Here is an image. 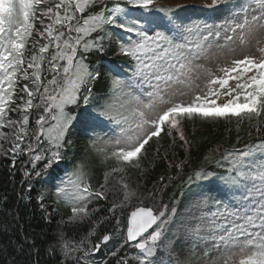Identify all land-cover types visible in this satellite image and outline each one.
Masks as SVG:
<instances>
[{
    "label": "snow or ice",
    "instance_id": "1",
    "mask_svg": "<svg viewBox=\"0 0 264 264\" xmlns=\"http://www.w3.org/2000/svg\"><path fill=\"white\" fill-rule=\"evenodd\" d=\"M225 3L0 0V156H11L13 166L27 157L29 194L23 198L31 200L33 178L74 147L77 125L92 134L90 155L56 185L55 203L70 206L48 248L57 264H108L94 255L112 240L118 242L107 256L114 264H190L157 256L171 257L178 245L182 254L186 244L193 255L203 249L205 264H264V42L256 39L264 33V0H235L222 23L180 14L219 11ZM235 40L241 45L255 40V53L232 58L215 72L201 63L213 48L235 51L229 47ZM113 45L114 55L125 58L126 71L110 69L115 74L103 103L93 104V87L103 73L87 62V54ZM81 104L92 110L80 111ZM196 121L223 123L229 132L234 127L237 140L247 126L250 142L224 151L215 161L222 172L195 173L197 180L219 181L220 187L215 196L201 193L191 205L198 215L185 222L175 204L163 203L162 188L144 192V185H131L127 176L144 169L150 142L156 153L164 136L189 146L185 124ZM106 125L111 127L105 130ZM92 157L103 166L95 186ZM36 200L51 221L45 193ZM94 201L106 202L109 215L94 219L100 211ZM105 221H114L112 233L93 242L96 226ZM85 222L93 227L79 239L64 230ZM129 244L135 253L121 254Z\"/></svg>",
    "mask_w": 264,
    "mask_h": 264
},
{
    "label": "trees",
    "instance_id": "2",
    "mask_svg": "<svg viewBox=\"0 0 264 264\" xmlns=\"http://www.w3.org/2000/svg\"><path fill=\"white\" fill-rule=\"evenodd\" d=\"M163 2V0H162ZM111 6V0H109ZM181 16H189L190 12L182 11ZM87 62L94 67H100L103 76L100 81L93 87V93L96 96L93 104L103 103L102 96L108 92L109 80L114 72L110 69H118L123 74L126 71V60L123 57L114 55V45L106 47L104 52L93 51L87 54ZM107 72V73H106ZM85 107L91 111L92 108L81 104L80 111ZM72 138H73V132ZM185 135L189 140V146H183V142L177 140L175 146L171 148V140L164 136L162 142L165 151L160 154L155 153V142H150L147 158L144 165L148 173V184L157 179L159 175L164 177L163 191L161 198L163 203L170 207L175 204L178 213H185L192 203L200 199V194L209 196L210 187L219 188V181L197 180L195 173L202 168L211 169L213 172H222L223 168L216 167L215 161L220 159L226 149L240 148L250 142L247 135V126L239 133L235 128L229 132L223 123L212 124L196 121L185 125ZM74 150L72 151V149ZM218 149V150H217ZM165 153L167 154L165 158ZM90 155L87 149L81 152L78 144L67 150L65 159L54 163L39 178H33L30 195L31 200L23 198L29 194L28 177L24 174V169L30 170V165L24 163L27 157L17 158L15 166L12 164L11 156H0V264H57V257L50 255L48 252L49 245L53 242V236L57 231L58 221L67 218L70 213L63 204L57 205L53 198L45 199L47 210L51 213V221L45 218L44 211L40 208L36 200L38 193L42 192L45 184L59 183L66 171H71L76 161L82 157ZM173 158L178 161L174 162ZM181 161H186L180 167H176ZM211 161V162H209ZM92 163L95 168L93 185L95 186L101 179L103 166L96 162L92 157ZM169 163L172 167H169ZM221 163H225L221 161ZM137 175L139 170H130ZM192 176L193 180L188 181ZM99 206L100 211L94 219H100L109 215L106 209L109 205L104 201H94ZM58 207V211H55ZM113 224L107 221L96 226L92 236L93 242H99L104 234H111ZM93 225L91 222H85L83 225L65 227L69 236L75 232L76 238L79 239L85 235ZM34 245V247H33ZM95 258L103 261L108 260V264H114V258L106 254L96 252ZM122 254V253H121Z\"/></svg>",
    "mask_w": 264,
    "mask_h": 264
},
{
    "label": "rangeland",
    "instance_id": "3",
    "mask_svg": "<svg viewBox=\"0 0 264 264\" xmlns=\"http://www.w3.org/2000/svg\"><path fill=\"white\" fill-rule=\"evenodd\" d=\"M235 1H226L225 4L220 6V10L219 11H208V10H202L200 8H197V10H199V13L197 15H195V17H201V18H207L209 20V22H215V23H222L226 18H227V13L230 10V7L232 5V3H234ZM163 3L166 4H176V3H181V4H195V5H200L202 3V0H163ZM256 39H260L262 40V42H264V33H258L256 35ZM220 44H224L223 40L219 41ZM230 48H234L235 51H229L228 48H225L223 50L219 49V48H213L211 56L208 60L205 61H201V63H204L207 67H210L214 72L216 71L218 66L224 65L225 63H227L228 61H230L232 58H241L243 55L245 54H253L255 53L256 49H255V40H253L251 42V44H247V45H241L239 40H235L234 42L229 44ZM205 79V75L202 73L201 77H200V83L201 86H203V82ZM188 123L190 124L191 122H186V126L188 125ZM108 127H111L110 125H106L105 126V130H107ZM73 132V137H75L78 140V148L81 152H84L87 149V144H88V139L89 136L92 135L91 133L85 135L82 131V129L79 127V125H77V127L75 129L72 130ZM161 144L163 145V142L161 141ZM155 145V149H156V144ZM172 146H175V144H173L171 142ZM166 147H164V145L160 148L159 153L165 151ZM156 153V152H155ZM173 161L176 162L178 161L176 158H173ZM160 177H163L162 175H159L157 177V179H153L149 184V177H148V173L146 168H144L143 170H139V173L137 175L131 173L129 171L127 179L128 182L135 186L137 183H140L142 185H144L143 187V191L144 192H148L150 190H152L154 187H158V188H162L163 184H161L160 181ZM211 189H213V191L210 193L209 196H215L216 193V189L218 188H214V187H210ZM43 193H45L46 197H49L52 193H51V188L49 187L47 190L45 189L43 191ZM135 203V201H134ZM57 208L55 209V211L57 212ZM198 215V211L197 209L191 207L185 214H180L178 215V219L183 218L185 222H188V217L192 216V215ZM118 241L117 240H112L110 241L107 245L101 244V248L98 252L106 254L113 248V245L116 244ZM127 253L129 255L134 254L135 251L131 246L125 247L122 250V254ZM202 253H203V249L202 248H197L195 250V255L192 254L191 251V246L190 244H186L183 247V253L181 254V248L178 245L177 247H175L172 250V256L169 257L167 255H165L164 253L158 252L157 256L161 259H165L167 260V258L169 259H179V260H190V264H205L204 259L202 258ZM97 253H95L96 255ZM94 255V258H95ZM213 256L216 255V253H212ZM96 259V258H95ZM97 260V259H96ZM100 261V260H97Z\"/></svg>",
    "mask_w": 264,
    "mask_h": 264
}]
</instances>
